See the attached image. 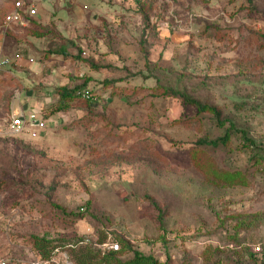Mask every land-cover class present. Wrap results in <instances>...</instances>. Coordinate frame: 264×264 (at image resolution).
<instances>
[{"label":"rangeland","instance_id":"1","mask_svg":"<svg viewBox=\"0 0 264 264\" xmlns=\"http://www.w3.org/2000/svg\"><path fill=\"white\" fill-rule=\"evenodd\" d=\"M20 2L0 0V61H25L0 66V260L75 264L70 246L35 255L48 236L97 258L261 264L264 0H56L44 24ZM16 10L26 26L6 23ZM85 79L92 99L53 113ZM20 114L43 120L36 137L10 132Z\"/></svg>","mask_w":264,"mask_h":264},{"label":"trees","instance_id":"2","mask_svg":"<svg viewBox=\"0 0 264 264\" xmlns=\"http://www.w3.org/2000/svg\"><path fill=\"white\" fill-rule=\"evenodd\" d=\"M88 64L89 68L94 72H100L104 67H101L97 64H95L93 61H87L85 62ZM108 80H105L101 83V85H107ZM89 82L88 79H85L83 88L79 86L74 87H68V86H61L57 87L55 90L57 92V95L59 97L58 100V107L56 109L52 110V112H60L65 110L67 103L74 101L76 98H82L83 100L90 101L92 99V93L90 91H87V86ZM167 95H172L174 97L180 98L184 103L191 104L198 108L201 112H211L216 115V117H219L220 114L216 111V108L214 107H208L202 105L198 100L192 99L187 97L185 94L176 92V91H165ZM235 128L231 126L224 136L217 138L213 141H203L199 142L198 144L205 147H211V148H218L222 146H226L231 138V133L233 132ZM243 134V142L246 147H252L255 146V143L249 139L244 132ZM257 158L264 160V152L259 151L256 155ZM74 220H81L82 215L79 214H72ZM81 241H78L79 243ZM77 243L73 240H65V241H59L58 239L50 238L48 236L43 237H33L32 238V250L34 251L35 255L39 257L40 260L48 261L51 259V257L54 255V252L58 248H64L65 246L69 247V254L74 260L75 264H158V261L155 260L151 256H146L138 251H133V256L131 259L126 261H121L116 257V252L119 250V246L117 250L111 249V252L107 255H103L102 257H96L93 255L92 251L84 248H77ZM88 251H85V250ZM257 261L261 264L264 261V256L260 255L257 257Z\"/></svg>","mask_w":264,"mask_h":264},{"label":"built area","instance_id":"3","mask_svg":"<svg viewBox=\"0 0 264 264\" xmlns=\"http://www.w3.org/2000/svg\"><path fill=\"white\" fill-rule=\"evenodd\" d=\"M20 3L25 4L23 1ZM18 4L17 6H19ZM21 6H19L18 9H20ZM27 8V14L28 16L34 17L37 15V9L35 6L31 4H26ZM6 23L8 24H15L24 26L26 22L24 21V18L22 14L19 11H14L11 14L6 16ZM31 63H33V60H30ZM12 64H16L15 62H10L7 59H3L0 61L1 67H10ZM35 123H38L37 126H35ZM44 127L43 120H40L35 115L31 114L27 118L24 116V114L16 115L11 119V123L9 125L10 132L14 135H20V134H29L32 137H36L38 134L39 129ZM111 249L117 250L118 245H112ZM264 256V246L261 250V254ZM0 264H7L5 260H0Z\"/></svg>","mask_w":264,"mask_h":264},{"label":"crops","instance_id":"4","mask_svg":"<svg viewBox=\"0 0 264 264\" xmlns=\"http://www.w3.org/2000/svg\"><path fill=\"white\" fill-rule=\"evenodd\" d=\"M18 1H23L25 4H31V5H33V6H35L36 7V9H37V16H36V19L38 20V22L39 23H41L42 22V24H44L43 23V21L42 20H44L45 18H46V15H48L49 13H51L50 11L52 10V9H50L52 6V4H53V2L55 1V3H56V0H18ZM45 6L48 10H43L42 8H40V6ZM51 6V7H50ZM45 11V12H44ZM41 12H44L43 13V16L41 17L40 16V13ZM27 25V23L24 25V26H26ZM32 60V59H31ZM14 62V61H13ZM25 61L24 60H22V58L20 57V58H17L16 59V61H15V63H16V65L18 66H21L23 63H24ZM27 63V67H29L30 66V68L32 69V71L33 72H36V70L39 68V67H32L35 63H37V62H35L34 63V61H33V63H31L30 62V60L29 61H27L26 62Z\"/></svg>","mask_w":264,"mask_h":264},{"label":"water","instance_id":"5","mask_svg":"<svg viewBox=\"0 0 264 264\" xmlns=\"http://www.w3.org/2000/svg\"><path fill=\"white\" fill-rule=\"evenodd\" d=\"M26 97H31V92L27 93ZM26 109H27V106L24 107V110H26ZM37 125H38V123H35V126H37Z\"/></svg>","mask_w":264,"mask_h":264}]
</instances>
